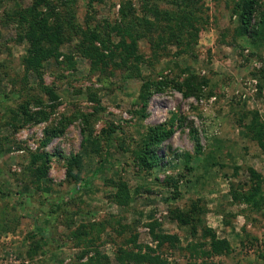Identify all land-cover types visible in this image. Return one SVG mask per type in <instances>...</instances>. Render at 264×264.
Returning <instances> with one entry per match:
<instances>
[{
  "label": "rangeland",
  "instance_id": "1",
  "mask_svg": "<svg viewBox=\"0 0 264 264\" xmlns=\"http://www.w3.org/2000/svg\"><path fill=\"white\" fill-rule=\"evenodd\" d=\"M44 1L50 8L36 10L58 21L57 54L34 71L25 68L27 26L17 17L34 0H0V264H264V148L243 128L251 113L264 122V39L236 32V0H200L179 40L164 20L163 10L175 11L169 0ZM263 7L257 0L253 19ZM144 19L151 28L137 24ZM120 22L146 36L136 41L137 76L132 61L108 60ZM156 34L153 49L147 37ZM160 78L167 84L141 117L138 89ZM183 79L200 82L198 96L173 87ZM49 104L55 108L39 119ZM155 125L171 132L147 166L135 150ZM53 126L61 133L40 148ZM36 150L49 158L39 180L30 163ZM74 153L82 168L66 177ZM255 182L258 206L242 200ZM201 228L228 250L216 253Z\"/></svg>",
  "mask_w": 264,
  "mask_h": 264
},
{
  "label": "trees",
  "instance_id": "2",
  "mask_svg": "<svg viewBox=\"0 0 264 264\" xmlns=\"http://www.w3.org/2000/svg\"><path fill=\"white\" fill-rule=\"evenodd\" d=\"M199 2L200 0H169V3L172 5L175 11L173 13H170L168 10H163L164 20L172 24V31L174 35H176V39L179 40L181 38V35L188 32L192 28L191 20L196 18L194 13L195 10L199 9ZM41 3L50 8L44 0H34L33 4L29 7V9L27 8V10H23L19 14H17V17H19L22 22H24L27 26L25 35L29 44L27 55L23 59L26 70L32 69L34 71H37V69L41 67V62L43 60L47 59L52 55L56 56L55 54H57L54 53V50L56 48L54 39L56 38V36L54 37L53 31L56 32V28L58 27V21L56 18H52V23H49L48 18L50 13H47V15H45L44 13L38 15L39 13L36 10V5H40ZM256 7L257 0H236L234 2L233 12L237 15L236 32L240 35H248L251 38L259 37L264 39V7L258 11L257 16L253 19V14L255 12ZM118 12L123 21L126 16V13H124L122 8ZM23 13L26 14L21 15ZM178 14H182L181 17H179ZM136 22L137 24H143L146 26L150 24L146 19H144L141 23L138 22V20H136ZM115 27L117 32L119 33V40L114 43L111 48H107L108 46H105L102 39H100V33L97 34L96 32H90L89 38L97 40L102 48H107L108 60L113 65L119 66L121 64L126 67V65H128L127 62L132 61L133 64L130 68L133 70V75L137 76L138 68L135 65L136 63L142 60V55L139 54L137 51L136 41L142 35L145 36V34L141 30L140 32H138L136 29L132 30V26L127 23L123 24L120 22ZM148 27L151 28L150 26ZM154 37L155 36L147 37L148 43L153 49H155L156 46L158 48L161 44L158 42V39H160L159 35L156 34V37ZM126 38L129 39L128 42H126ZM120 47L122 48V51L117 52V60H113L112 54L115 50H118ZM111 49L113 50L111 51ZM94 52L95 50H92V52L88 49L86 50V53L90 57L91 55H93L92 53ZM68 61V63H71L70 60ZM166 84L167 81L165 78H160L154 81H142L137 94V100L139 102V113L141 112V117L145 116L144 111L150 95L153 92L160 91L163 85L166 86ZM199 84V81H191L189 79H183L181 82L174 81L172 83L173 87L182 91L185 96L189 94H194L198 96V94H196L195 92L197 91ZM201 84H205V81H201ZM42 91L47 94L49 99L56 100V94L51 90L50 87H42ZM54 108L55 104H49L47 112H41L39 119L45 118L47 116V113L53 110ZM36 116L37 115L35 113L31 115L29 114L25 117V121L32 119V117L36 119ZM243 125V128L248 133L247 135L249 136V138L255 141L259 147L264 148V122H262L256 114L251 113L249 115L248 121L245 122ZM63 127L64 124L60 128ZM170 127L164 128L160 125L148 126L143 131V133H141L137 149L135 150V154L136 158H140L142 164L144 163L147 166H152L153 164H155L156 161L160 159L156 154V149L158 148L159 144L170 134ZM60 128L53 126L45 130L43 137L39 142V147H45L51 137L59 135L61 133ZM81 132L84 131L81 130ZM83 140L84 138L81 139V141ZM195 149L197 150V147ZM147 155H149L148 158ZM30 163L33 167V170L31 172L34 179L39 180L41 178L46 177L47 169L49 167V158L46 151L36 150L32 154H30ZM81 168L82 164L78 153L70 154L68 157L65 158L66 177L74 178L75 176H78L79 172L81 171ZM248 172L251 177L254 178V181L258 180V174H256L250 168L248 169ZM83 183H88V179H84ZM239 197L237 196V194L233 195V198L235 200L241 198ZM242 198L243 201L248 202L254 206H258V202L260 203L262 199L259 183H251L248 186V189L246 190L245 194L242 195ZM120 203H125V200H122ZM201 229L202 235H207L208 233V235L211 234L206 228ZM159 236L161 239L167 237L164 235ZM209 240L210 247L214 251H216V253H220L222 249L223 251L228 250V243L225 239L218 238V240H215L213 239V235H210ZM130 258L132 259V257ZM139 258L140 257H138L136 260L140 261Z\"/></svg>",
  "mask_w": 264,
  "mask_h": 264
},
{
  "label": "built area",
  "instance_id": "3",
  "mask_svg": "<svg viewBox=\"0 0 264 264\" xmlns=\"http://www.w3.org/2000/svg\"><path fill=\"white\" fill-rule=\"evenodd\" d=\"M201 101H199V103H200ZM210 102V101H209Z\"/></svg>",
  "mask_w": 264,
  "mask_h": 264
}]
</instances>
